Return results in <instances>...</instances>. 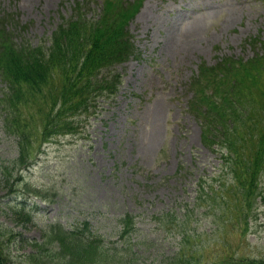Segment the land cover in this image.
<instances>
[{
	"label": "rangeland",
	"instance_id": "rangeland-1",
	"mask_svg": "<svg viewBox=\"0 0 264 264\" xmlns=\"http://www.w3.org/2000/svg\"><path fill=\"white\" fill-rule=\"evenodd\" d=\"M75 1L0 0V16L10 13L26 26L16 41L47 44L62 17L71 16ZM79 2L90 8L89 17L102 13L100 0ZM129 30L141 57L116 67L122 82L115 97L99 102L89 118L74 120L75 133L53 130L47 141L35 137L34 157L20 180L18 169L10 166L16 140L2 128L0 113V235L7 260L27 264L31 242L44 240L47 225L61 224L88 231L106 248L116 247L124 255L122 264L165 263L183 233H194L187 249L196 254L195 264H226L227 256L233 264L260 263L264 201L257 203L256 196L264 195V172L249 197L247 228L248 207L240 189L226 173L227 165L219 166L220 151L203 142L200 107H187L188 83L201 77L199 65L264 58L260 43H249H264V0H143ZM234 78L238 88L246 86L233 76L227 88ZM3 88L0 82V95ZM260 97L264 103V91ZM247 124L264 128V104L258 112L250 109ZM26 125L32 134L39 127L37 121ZM251 133L240 131L237 137L243 140V160L252 168L260 145L257 136L249 138ZM211 187L219 191L214 200ZM20 202L31 207L30 218L13 209ZM126 214L134 216L137 231L122 238L117 219Z\"/></svg>",
	"mask_w": 264,
	"mask_h": 264
},
{
	"label": "trees",
	"instance_id": "trees-1",
	"mask_svg": "<svg viewBox=\"0 0 264 264\" xmlns=\"http://www.w3.org/2000/svg\"><path fill=\"white\" fill-rule=\"evenodd\" d=\"M138 6L139 2L130 4L122 0H103L99 19L91 20L82 11L83 4L77 2L69 19L62 17V23L52 33L50 44L34 48L27 41L17 43L13 31L6 29L10 24L8 17L0 19V80L5 85L0 97V107L6 131L17 138L19 154L13 165L27 163L33 153L30 145L33 134L27 129L28 121L39 123L34 135L38 134L41 138L53 130L67 132L68 113L76 109L87 111L89 101L94 102L97 96L110 95L116 91L120 76L113 72L112 67L134 55L132 36L127 24ZM238 65L240 70H235L234 75L239 73L240 80L246 81L249 86L254 85L252 82L257 80L253 74L254 65L241 61ZM234 66L231 61L225 60L218 64L219 69L227 70L223 80L227 81L234 76ZM103 69H108V75L101 73ZM259 73L261 74L260 71ZM242 92L236 91L232 98H227V105L218 114L219 118L211 120L209 126L215 127L218 123L222 130L218 128L216 134H213L206 127L204 138L212 141L211 145L225 148L237 166L238 171L234 172L236 180L244 190L243 193L249 195L253 192V179H256L257 172L251 168L247 171L246 168L243 169V163L238 157L239 150L235 145L238 141L240 145L243 144V140L237 135L241 130L249 129L244 121L250 117L249 109L256 108L257 100L250 101L248 109H241L244 100L239 95ZM58 105L59 108L56 107ZM210 106L214 108L215 104L210 102ZM228 109H240L242 114L246 112L244 117L241 114L237 118L240 119L237 124L234 120L230 128L226 117ZM210 117L209 115V120ZM221 123H224V127ZM263 137L264 134L259 139V145L264 150ZM245 175L247 178H240ZM17 208L19 215L24 213L23 205ZM118 223L121 236L136 230L134 219L130 215L122 217ZM193 236L183 238L178 251L161 264H195L193 257L196 254L187 249L191 239L195 238ZM3 244L0 235V264H9ZM31 246L33 251L24 258L29 264H122L124 257L115 247L105 248L98 237H86L75 229L67 231L59 224L49 226L44 240L33 241ZM131 250L129 246L126 252ZM256 264H264V261Z\"/></svg>",
	"mask_w": 264,
	"mask_h": 264
},
{
	"label": "bare ground",
	"instance_id": "bare-ground-1",
	"mask_svg": "<svg viewBox=\"0 0 264 264\" xmlns=\"http://www.w3.org/2000/svg\"><path fill=\"white\" fill-rule=\"evenodd\" d=\"M178 47L177 43L174 44V50H176Z\"/></svg>",
	"mask_w": 264,
	"mask_h": 264
}]
</instances>
